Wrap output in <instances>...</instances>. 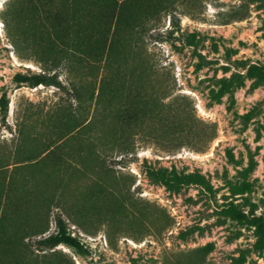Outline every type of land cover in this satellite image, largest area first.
<instances>
[{
  "label": "rangeland",
  "instance_id": "rangeland-1",
  "mask_svg": "<svg viewBox=\"0 0 264 264\" xmlns=\"http://www.w3.org/2000/svg\"><path fill=\"white\" fill-rule=\"evenodd\" d=\"M95 2L75 5L92 44L100 32L99 61L85 52L67 57L71 0H0V212L9 199L20 211L33 204L26 218H35V183L52 198L43 197L45 231L23 248L0 242V264H264L255 226L216 211L233 201L264 223V84L247 73L264 65V0ZM236 72L243 83L221 92ZM140 73L144 90L166 92L183 119L168 110L153 119L136 111V96L105 90L120 80L129 88ZM89 85L102 93L98 112L72 94ZM69 110L77 122L92 118L96 139L70 131ZM99 128L110 138L121 128L118 138L135 150L100 146ZM43 170H54L64 195ZM195 173L212 195L160 176ZM67 205L85 208L72 214Z\"/></svg>",
  "mask_w": 264,
  "mask_h": 264
},
{
  "label": "trees",
  "instance_id": "trees-1",
  "mask_svg": "<svg viewBox=\"0 0 264 264\" xmlns=\"http://www.w3.org/2000/svg\"><path fill=\"white\" fill-rule=\"evenodd\" d=\"M71 4H74L75 13H79L80 10H77V7L75 3L82 2V5L85 3L89 4H96L95 0H71ZM75 13L71 12V18H69V24L68 27H66L63 30L62 36H64L67 39L66 48L64 49L67 53V57L78 55V57L83 55L85 52L89 55V57H93L90 60L93 61H99V30L97 31V40L95 42H91L89 39L91 36V30L87 29L90 28L88 26H85V23L82 22L81 16L84 15L78 14L76 16ZM91 16V14H90ZM134 19H136L134 17ZM103 35V32H102ZM69 44V46H67ZM113 44V43H112ZM124 46V54L126 56H132L135 52L132 49V44L125 42L120 45V47ZM68 47V48H67ZM123 48V47H122ZM62 50V49H61ZM60 50V51H61ZM62 50V51H64ZM155 72V71H153ZM247 73L250 77L255 79L256 84H264V65L261 64H252L248 67ZM143 77L142 73L134 79L132 84H130V87L128 88L125 85V81H117L111 83L104 84L105 90H111L115 93L111 94H117V96H120L121 98H126L128 95H134L136 96L137 102L135 103V109L136 111H146L150 115L151 118L155 119L157 114L156 111H164L168 110V113L174 112L178 115V117H181L185 113V111L180 108L179 106H175L174 104H171L169 102H164V99L167 97L166 92H164L161 89H155V86H149L146 90L143 88ZM243 83V74L242 73H234L228 78L223 79L222 86L220 88L221 92H228L238 86H240ZM150 85V84H149ZM92 85H89L88 87L85 86L84 92L82 91L84 87L82 86V89L80 88H73V96L77 100V102L85 103L87 101L93 102L95 106V110L98 112L99 108V102L102 97V93L100 90H98L97 93L91 88ZM102 87V88H104ZM133 89V90H132ZM127 91V93H125ZM135 91V92H134ZM109 92V91H108ZM150 111V112H149ZM77 113L75 110H69L67 114V119L70 121L69 125L71 128V132L81 131L83 134H87V138L89 139H96L95 134L93 135L92 129L94 128V123L92 121V118L84 119L81 122H77ZM184 118V115L182 116V119ZM123 135L124 131L119 128V130H115V134L111 133L112 138L107 137L104 130L102 128H99V144L100 146H115L116 151L120 154H129L132 151L135 150V142L120 137L119 135ZM119 135V136H117ZM117 136V137H116ZM107 137V140H102L103 138ZM211 136L199 138L198 140L202 142L201 145H205V143L210 139ZM17 140L19 141V144H24V140L26 138L25 134L22 132V129H19ZM181 142H177L176 146L180 145ZM27 161L26 158L17 157L15 158L14 162L15 164H19L21 162ZM42 161V160H40ZM11 164V163H10ZM3 165V164H2ZM101 167V166H99ZM105 169V170H104ZM103 170L99 168V171L105 176L106 168ZM41 170V169H40ZM56 172V171H55ZM76 172L80 173V175H86L87 171L85 169H76ZM43 180H53L56 182L57 190L59 191V194L64 195V189L61 186L62 182L57 179V176L54 174V170L46 171L43 170ZM98 173V171L96 172ZM161 179L164 181H173L178 185H188V184H195L201 187L202 191L205 193H208L212 195V185L211 183L201 174L195 173V174H181L173 175V179L170 177H167L164 174H160ZM101 180V179H99ZM103 181V185H108L106 181ZM101 184V183H99ZM39 187V188H38ZM34 195L35 198L40 201L38 204L39 206V214L30 220L27 216L26 218V212L28 210V206H31L33 208V204L26 206V209H23V211H20V208L15 207L14 209L11 208V202L9 199L5 200L1 206V212H0V242L10 245V247L14 248H23L27 247L28 243L26 239L31 238L33 235H36L38 233H42L45 231V221L43 220L47 214V211L42 210L44 204L47 202L46 198L51 196L44 195L42 187L40 189V186H37V183H35L34 188ZM234 191L237 193L244 192V188L241 186H235ZM57 194V193H56ZM53 196V193H52ZM58 196V194H57ZM46 197V198H43ZM6 199V198H5ZM52 199V198H51ZM50 199V200H51ZM30 204V202H29ZM11 208V209H10ZM67 208L72 212V214H80L82 211V208H85L83 205H77L75 208H71V206L67 205ZM217 214L219 217L224 218H232V219H238V220H245L248 223L252 224L256 228V235L257 240L255 242L256 247H262L264 245V223L262 221V218L260 216H257L254 214L253 210H251L250 214H248L243 208H241L237 203L233 201H229L224 204H220L217 207ZM22 217V218H19Z\"/></svg>",
  "mask_w": 264,
  "mask_h": 264
}]
</instances>
